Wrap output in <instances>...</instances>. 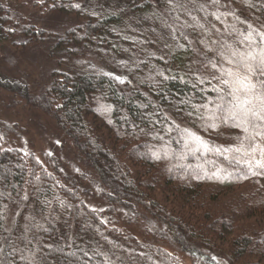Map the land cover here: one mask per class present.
<instances>
[{
  "label": "trees",
  "instance_id": "obj_1",
  "mask_svg": "<svg viewBox=\"0 0 264 264\" xmlns=\"http://www.w3.org/2000/svg\"><path fill=\"white\" fill-rule=\"evenodd\" d=\"M240 1L245 22L264 33V0ZM108 22L89 21L84 32L98 34ZM11 23L0 5V39L15 34ZM21 30L26 39L20 45L43 38L41 31ZM188 34L182 33L176 48L168 47L166 58L153 59L164 71L151 81L120 84L108 72L70 71L56 72L37 96L25 85L13 90L51 115L74 141L108 190L110 207L140 203L172 232L222 255L228 264H264V170L256 169L254 175L235 162L242 154L232 150L245 134L233 121L218 119L216 128L202 124L215 108L209 102L216 100L212 89L219 85L195 63ZM184 129L202 137L209 150L185 148ZM189 147L198 145L190 141ZM74 186L58 170L43 168L31 153L0 143V264H135L140 258L148 264H179L149 245H140L139 252L125 247L112 253L109 248L116 243L106 233L109 229ZM150 190L169 201L160 203ZM204 260L220 264L210 256Z\"/></svg>",
  "mask_w": 264,
  "mask_h": 264
},
{
  "label": "rangeland",
  "instance_id": "obj_2",
  "mask_svg": "<svg viewBox=\"0 0 264 264\" xmlns=\"http://www.w3.org/2000/svg\"><path fill=\"white\" fill-rule=\"evenodd\" d=\"M66 1L0 0L12 19L9 29L15 31L14 36L0 39L2 147L29 152L46 170H58L68 176L81 200L96 210L110 230L106 233L116 244L115 247L111 244L109 250L115 255L120 253L118 248L128 247L139 252L140 245H149L163 249L179 264H206L204 255L220 264H228L222 255L188 240L181 232H172L163 220L140 203L110 207L108 190L74 141L51 115L27 101L13 87L25 85L28 93L37 96L56 72L70 71L108 72L120 84L151 81L164 71L153 59L166 58L168 47L176 48L182 33L187 35L190 30L195 33L188 34L197 56L195 63L201 64L209 75H218L212 68L213 63L217 68L230 67L220 55L226 51L225 46L258 53L264 47L263 41L257 44L261 40L258 34L263 32L245 22V6L242 7L244 2L240 0H217L216 3L213 0ZM107 18V29L92 35L84 32L89 21L93 24ZM23 26L41 31L43 38L33 37L31 42L20 45L19 42L26 39L21 33ZM70 31L76 33L71 35ZM250 31L253 40H244ZM181 48L184 49L182 45ZM210 116L211 113L205 115L203 125L211 122ZM150 191L160 203L169 201L158 190L155 194ZM13 218L8 219L9 229ZM188 248L198 251L190 252ZM144 260L136 259L135 264H148Z\"/></svg>",
  "mask_w": 264,
  "mask_h": 264
},
{
  "label": "snow or ice",
  "instance_id": "obj_3",
  "mask_svg": "<svg viewBox=\"0 0 264 264\" xmlns=\"http://www.w3.org/2000/svg\"><path fill=\"white\" fill-rule=\"evenodd\" d=\"M216 2L217 0H213V3ZM258 35L261 41H264V33ZM244 40H253L251 31L244 36ZM225 47L226 51L221 52L220 55L230 67L217 68L215 63L212 64V68L219 73L213 74L212 79L219 86H214L212 89L217 93V98L209 102L215 104V108L209 117L212 122H206V126L218 127L216 123L218 119L221 122L233 121V126L241 129L245 134L242 138H237L240 141L239 146L232 150L242 154L241 159L235 162L245 164L247 168L253 170L255 175L256 169L264 170V144L257 142V138L264 140V47H261L258 53L241 52L230 45ZM117 79L120 78L117 77ZM202 107L207 109L208 105L204 104ZM196 110L199 111V109ZM217 113L221 115L217 116ZM201 118L203 119V114ZM184 132L186 134L185 148H189L192 152L201 148L205 151L209 150L202 137L190 129H184ZM190 141L198 147L190 148ZM153 155L159 159L158 154ZM249 156L251 159H244Z\"/></svg>",
  "mask_w": 264,
  "mask_h": 264
}]
</instances>
